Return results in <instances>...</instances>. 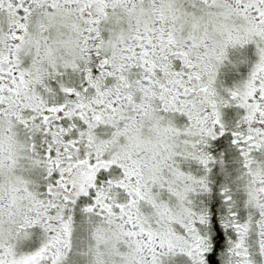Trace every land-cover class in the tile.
Masks as SVG:
<instances>
[{
  "label": "snow or ice",
  "instance_id": "snow-or-ice-1",
  "mask_svg": "<svg viewBox=\"0 0 264 264\" xmlns=\"http://www.w3.org/2000/svg\"><path fill=\"white\" fill-rule=\"evenodd\" d=\"M0 264H264V0H0Z\"/></svg>",
  "mask_w": 264,
  "mask_h": 264
}]
</instances>
